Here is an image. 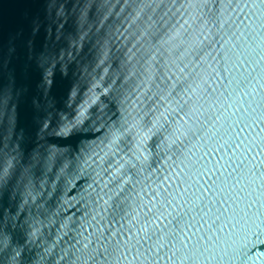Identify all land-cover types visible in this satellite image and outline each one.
Listing matches in <instances>:
<instances>
[{"label":"water","instance_id":"1","mask_svg":"<svg viewBox=\"0 0 264 264\" xmlns=\"http://www.w3.org/2000/svg\"><path fill=\"white\" fill-rule=\"evenodd\" d=\"M0 264H264V0H0Z\"/></svg>","mask_w":264,"mask_h":264}]
</instances>
